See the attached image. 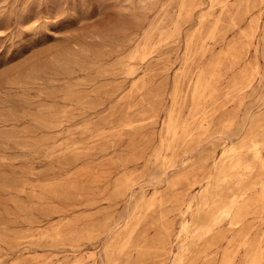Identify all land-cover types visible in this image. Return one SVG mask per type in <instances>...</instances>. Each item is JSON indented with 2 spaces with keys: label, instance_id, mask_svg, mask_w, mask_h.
Returning <instances> with one entry per match:
<instances>
[{
  "label": "rangeland",
  "instance_id": "obj_1",
  "mask_svg": "<svg viewBox=\"0 0 264 264\" xmlns=\"http://www.w3.org/2000/svg\"><path fill=\"white\" fill-rule=\"evenodd\" d=\"M253 139L264 0H0V264H264L258 169L239 224L194 237Z\"/></svg>",
  "mask_w": 264,
  "mask_h": 264
},
{
  "label": "bare ground",
  "instance_id": "obj_2",
  "mask_svg": "<svg viewBox=\"0 0 264 264\" xmlns=\"http://www.w3.org/2000/svg\"><path fill=\"white\" fill-rule=\"evenodd\" d=\"M142 55V54H141ZM143 56V55H142ZM185 69V68H184ZM201 73V72H200ZM211 75V74H210ZM213 75V74H212ZM246 76V75H245ZM212 77V76H211ZM245 78V77H244ZM198 79V78H197ZM250 79L251 76H250ZM210 81V80H209ZM204 82V81H203ZM202 80L199 78L198 81H196L195 83H197L195 86V94L199 93L200 91L202 92V89H206V85L207 83H203ZM210 83V82H209ZM208 83V84H209ZM144 84V83H143ZM208 86V85H207ZM101 88V87H100ZM27 90V89H26ZM200 92V93H201ZM199 93V94H200ZM194 102V101H193ZM198 102V101H197ZM143 103V102H142ZM205 103V102H204ZM196 105L198 106V104L196 103ZM200 105V104H199ZM204 107V105H203ZM131 108V107H130ZM167 115V114H166ZM168 118V122H167V129H166V133H168L171 137H172V143H174L177 140L178 137V125H177V120L175 119L174 113L173 112H169V117ZM230 123V122H229ZM149 124V123H148ZM230 126V124H229ZM187 128V127H185ZM186 133V132H184ZM187 135V134H186ZM190 136V135H189ZM68 137V136H67ZM159 137V136H158ZM187 137V136H186ZM190 138V137H189ZM241 138V137H240ZM160 139V138H159ZM161 141V140H160ZM177 144V143H176ZM161 146V145H160ZM177 146V145H176ZM247 146V145H246ZM46 147V146H45ZM169 147V145H168ZM161 148V147H160ZM164 148V147H163ZM167 148V147H166ZM232 148V147H231ZM40 149V148H39ZM82 150V149H81ZM161 150V149H160ZM159 150V151H160ZM170 150V149H169ZM175 150V148H174ZM173 150V151H174ZM162 151V150H161ZM233 150L231 149L230 152H232ZM250 151L253 153V161L251 164H248L246 166L243 167V169L241 168L242 165L240 163V161H237L235 164H233V169L232 172L229 174V176H227L223 181L220 182L219 184V188H220V192L221 194H231V196L229 197L228 200H223L221 199L219 206L217 208V210L215 212H213L212 214H210L206 220H204L196 234L194 235V237L197 240H203L209 236H212L217 230L218 227L222 224V222L224 221V219L231 217L233 222L232 224L237 225L239 224V222L241 221V217H242V212L246 211L247 209H249V207L251 206L250 204H244V205H240L242 199L244 198V196L247 193L248 190V184L245 182V179H248V177H250L257 169L259 170V172L264 173V140L263 141H256V140H252L251 144H250ZM166 152V151H165ZM176 152V151H175ZM165 154V153H164ZM225 154V152H224ZM223 154V155H224ZM170 158V157H169ZM172 158V157H171ZM166 160V159H165ZM169 160V159H168ZM164 163V161H162ZM169 162V161H168ZM162 163V164H163ZM165 164V163H164ZM177 165V164H176ZM168 166V165H166ZM157 168V167H156ZM164 169V168H163ZM176 169V168H175ZM242 169V170H239ZM165 170V169H164ZM96 174V173H95ZM126 177V176H125ZM129 177V175H128ZM242 178L241 181H239L234 187L230 186V181H232L235 178ZM94 178V177H93ZM124 178V176H123ZM131 178V177H130ZM256 179V177H255ZM93 180V179H92ZM117 181V180H116ZM182 181V180H180ZM184 181V180H183ZM38 183V182H37ZM129 180L128 178H124L121 179L119 184H118V190L121 189H125L129 186ZM35 184V183H34ZM116 184V183H115ZM38 186V185H37ZM117 186V185H115ZM208 186V184H207ZM206 186V187H207ZM175 187V186H173ZM114 188V187H113ZM131 189V188H130ZM261 189V187H260ZM129 191V190H128ZM131 192V191H130ZM261 194V193H260ZM30 195V194H29ZM259 195V194H258ZM41 198V197H40ZM264 199V198H263ZM262 200V196L259 197L256 202H260ZM150 202V201H149ZM206 204V203H205ZM88 205V204H87ZM153 206V205H152ZM154 207V206H153ZM209 208V207H208ZM206 213V212H205ZM254 213V212H253ZM261 213V210H260ZM252 214V213H251ZM141 215V214H140ZM163 228V227H162ZM164 230V229H163ZM166 231V230H165ZM165 233V232H164ZM167 233V231H166ZM168 234V233H167ZM161 236V235H160ZM168 239V238H167ZM217 239V237H216ZM205 241V240H204ZM228 242V241H227ZM259 244V243H258ZM257 244V245H258ZM213 245V244H212ZM252 246V245H251ZM217 247V246H216ZM256 247V245H255ZM250 248V247H249ZM257 248V247H256ZM255 248V249H256ZM254 249V250H255ZM186 250H184L177 258L175 261V264H191L186 262ZM256 251V250H255ZM255 251H253V255L249 258L248 262L246 264H260V260L262 258V254H258L255 253ZM225 254V252H224ZM260 255V256H259ZM192 256V255H191ZM197 255H195L196 257ZM229 257V256H227ZM233 257V256H232ZM248 257V256H247ZM221 258H224L221 256ZM190 259V258H189ZM195 259V258H194ZM233 259V258H232ZM247 259V258H246ZM198 260V259H197ZM230 260V259H229ZM221 262H223L224 260L221 259ZM226 261V260H225ZM196 262V261H195ZM112 263V259H109V264ZM226 263V262H225ZM193 264V263H192ZM224 264V262H223Z\"/></svg>",
  "mask_w": 264,
  "mask_h": 264
}]
</instances>
